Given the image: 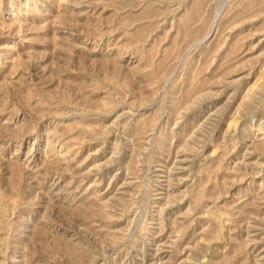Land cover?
<instances>
[{"label":"rangeland","instance_id":"374dc122","mask_svg":"<svg viewBox=\"0 0 264 264\" xmlns=\"http://www.w3.org/2000/svg\"><path fill=\"white\" fill-rule=\"evenodd\" d=\"M0 264H264V0H0Z\"/></svg>","mask_w":264,"mask_h":264}]
</instances>
